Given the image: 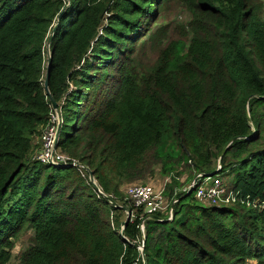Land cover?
I'll list each match as a JSON object with an SVG mask.
<instances>
[{"label": "trees", "instance_id": "trees-1", "mask_svg": "<svg viewBox=\"0 0 264 264\" xmlns=\"http://www.w3.org/2000/svg\"><path fill=\"white\" fill-rule=\"evenodd\" d=\"M170 5L189 22L153 30ZM55 26L57 148L100 191L77 168L34 159L53 113ZM157 168L177 200L171 221L123 190ZM199 174L238 201L188 194ZM248 197L264 201L262 3L0 0V264L28 231L19 264H144L143 243L147 264H264V207Z\"/></svg>", "mask_w": 264, "mask_h": 264}, {"label": "built area", "instance_id": "built-area-1", "mask_svg": "<svg viewBox=\"0 0 264 264\" xmlns=\"http://www.w3.org/2000/svg\"><path fill=\"white\" fill-rule=\"evenodd\" d=\"M60 122L59 112L53 110L50 124L43 131L40 139L41 147L35 154L34 159L43 165L71 166L77 168L82 176H87L88 181L99 190L96 180L93 182L91 181L89 171L85 166L58 150V140L56 137ZM220 170L221 166L219 165L217 171ZM164 191L165 188L156 190L152 186L142 184L127 186L125 195L133 202L136 208L142 209L145 215L151 216L161 213L170 220L173 218L174 207L177 200H170L165 196ZM186 191H195L196 198L206 205H228L238 201L237 194L228 190L220 176L214 174L197 175ZM241 204L253 206L255 208L264 207V201H251L249 197L242 199ZM141 229L144 232V225H142Z\"/></svg>", "mask_w": 264, "mask_h": 264}, {"label": "rangeland", "instance_id": "rangeland-1", "mask_svg": "<svg viewBox=\"0 0 264 264\" xmlns=\"http://www.w3.org/2000/svg\"><path fill=\"white\" fill-rule=\"evenodd\" d=\"M258 2L262 3L263 8H264V0H257ZM191 16L185 12L182 11L180 7L177 5H170L169 9L164 10L161 12V16L156 22L155 27L153 26V30H155L156 27H159L164 24H187L190 20ZM41 138L37 140V148L40 149L41 147ZM187 175H185L182 179V182L186 181L187 182ZM169 182L168 178H165L160 175V169H156V173L152 176L147 178V180L142 181V182H136L127 186H133V185H142V184H147L149 186H152L156 190H162L165 188L166 184ZM125 186L123 188L124 192L126 190ZM32 236L31 232H24L22 236L15 242V248L12 253V260L10 264H19V256L21 253L28 248L30 244V237ZM249 264H256L255 261L249 263Z\"/></svg>", "mask_w": 264, "mask_h": 264}, {"label": "water", "instance_id": "water-1", "mask_svg": "<svg viewBox=\"0 0 264 264\" xmlns=\"http://www.w3.org/2000/svg\"><path fill=\"white\" fill-rule=\"evenodd\" d=\"M64 12H62L59 16V19L60 17H62ZM57 26H55V28L53 29V32L49 38V41L47 43V52H48V65H47V72H46V77H45V81H44V89H45V92L47 94V96L49 97L50 99V102H51V105H52V109L55 110V111H58V104L57 102L55 101L53 95L51 94L50 90H49V81H50V73H51V65H52V54H51V51H50V46H51V43H52V38H53V35H54V32H55V29H56ZM247 117L250 118V112H249V108H247ZM60 131H61V128L58 127V132H57V140L59 139V136H60ZM228 147V146H227ZM227 147L223 150L222 154H224V152L226 151ZM90 174V179L91 181L93 182L95 179H94V174L92 172H89ZM193 191H190L188 194L192 193ZM125 211H127V214H128V219L126 222L123 223V227L126 226L127 222L130 220V217H131V213L130 211L128 210V208L124 207L123 208ZM173 219V218H172ZM172 219L168 220V221H171ZM122 234V232H121ZM140 251L142 253V257H143V261H144V264H147L146 262V256H145V252H144V243L142 246H140Z\"/></svg>", "mask_w": 264, "mask_h": 264}]
</instances>
